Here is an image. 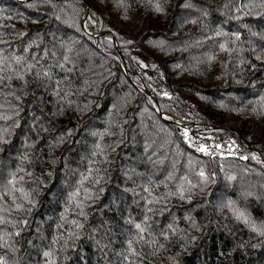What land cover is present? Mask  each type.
Segmentation results:
<instances>
[{"label":"trees","instance_id":"trees-1","mask_svg":"<svg viewBox=\"0 0 264 264\" xmlns=\"http://www.w3.org/2000/svg\"><path fill=\"white\" fill-rule=\"evenodd\" d=\"M34 55L73 71L0 85L5 264H264V0H0Z\"/></svg>","mask_w":264,"mask_h":264},{"label":"snow or ice","instance_id":"snow-or-ice-1","mask_svg":"<svg viewBox=\"0 0 264 264\" xmlns=\"http://www.w3.org/2000/svg\"><path fill=\"white\" fill-rule=\"evenodd\" d=\"M247 7L248 5H244ZM157 10H159V5H157ZM242 9L238 8L237 11H241ZM236 36V39H239V34H234ZM222 49L227 50L225 45L220 46ZM48 52H44V56H48ZM53 57H55V53H51ZM33 61H27L25 57L23 56H14L12 57V61L17 66L15 68L12 67L10 63H8L7 58L0 56V85H4L6 81H10L13 78L24 80L25 74L32 75L38 79H45L48 82H52L54 76L57 73V70L60 72H64L65 76L62 80H55V87L57 89L56 95H60V85L65 83L69 80L68 73H71L73 71V67H66L67 64L71 63L70 57L67 55L62 56V61L60 60H53L52 63H48L46 66L41 65L39 68L37 65H40V59H37V57L33 56ZM7 65V67H5ZM11 71L12 75L6 76L5 72ZM67 95V94H65ZM217 147H220L217 145ZM196 151L204 152L205 154H208L207 147L201 145L199 146ZM242 159H248V157H241ZM17 171H25L22 167L19 168ZM28 175H31V173H27ZM198 175L202 178L204 183H207L208 177L206 176L205 172L203 170H200ZM190 186L195 187V185L192 184V181L188 180L187 177L183 178ZM27 182L25 181L23 176H17V173H12L11 177L7 180L6 184H0V201L4 200L5 196H10L12 200V205L7 206L5 203H0V225H6L8 223H11V221L6 217L5 214L10 215L12 211H31V209H25V205L23 203H18L17 200H23L26 201L28 204H32L33 202L30 199V192L26 190L25 184ZM145 191L149 192V195H151V191L147 188L144 189ZM19 193V197H17L15 194ZM79 193L77 192V195ZM175 193H170V195H174ZM180 196L183 198V185H181L180 188ZM152 201H149L151 203ZM83 214V213H82ZM243 214L241 213V216ZM23 223H27V221H23ZM73 224H76L77 227H81V225L77 224L76 221H73ZM136 229L139 230L141 233L140 240L144 239L143 233L145 232V228L141 226V224L135 225ZM3 229H0V232H2ZM10 235V234H6ZM16 235H19L17 232ZM4 235H0V240H4ZM129 249L131 250L133 255H137L135 252V249L132 248L133 241H129ZM0 247H3L2 244H0ZM50 255L49 253H45V256ZM0 264H5L3 257H0Z\"/></svg>","mask_w":264,"mask_h":264},{"label":"rangeland","instance_id":"rangeland-1","mask_svg":"<svg viewBox=\"0 0 264 264\" xmlns=\"http://www.w3.org/2000/svg\"><path fill=\"white\" fill-rule=\"evenodd\" d=\"M228 125H230L232 128H233V127H234V128H237V127H239L240 123H234V122H231V123H229V124H227V125H225V126H228Z\"/></svg>","mask_w":264,"mask_h":264},{"label":"water","instance_id":"water-1","mask_svg":"<svg viewBox=\"0 0 264 264\" xmlns=\"http://www.w3.org/2000/svg\"><path fill=\"white\" fill-rule=\"evenodd\" d=\"M107 36H108L109 38H111L113 41L115 40L111 34H108ZM226 127H228V128H232L230 125H228V126H226Z\"/></svg>","mask_w":264,"mask_h":264}]
</instances>
